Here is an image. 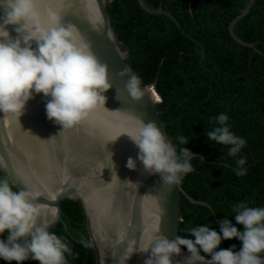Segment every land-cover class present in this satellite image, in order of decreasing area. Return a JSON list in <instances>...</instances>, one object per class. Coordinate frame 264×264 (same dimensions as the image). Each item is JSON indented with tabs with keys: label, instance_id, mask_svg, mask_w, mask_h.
I'll use <instances>...</instances> for the list:
<instances>
[{
	"label": "trees",
	"instance_id": "trees-1",
	"mask_svg": "<svg viewBox=\"0 0 264 264\" xmlns=\"http://www.w3.org/2000/svg\"><path fill=\"white\" fill-rule=\"evenodd\" d=\"M247 1L144 0L174 18L147 12L138 0L107 1L116 37L128 48L127 63L141 84L153 85L160 96L155 107L171 143L178 153L184 147L210 161L193 156V171L180 184L189 196L207 202L215 215L207 205L191 202L180 193L177 236L183 238H192L188 230L200 225L219 233L224 219L243 231L234 219V206L264 207V0H255L233 26L235 34L252 46L239 43L228 31ZM221 113L228 115L230 130L246 140L236 157L228 155L230 146L209 141L205 135L216 126L210 118ZM180 135L189 142L180 145ZM241 157L246 159V174L237 176L235 161ZM0 180H4L1 171ZM9 183L13 191H19ZM61 218L48 231L69 246L66 264H99L96 247L88 242L81 201L62 200ZM233 245L234 250L242 247L233 238L222 240L216 251ZM0 264L7 262L0 260ZM23 264L38 262L28 259Z\"/></svg>",
	"mask_w": 264,
	"mask_h": 264
},
{
	"label": "water",
	"instance_id": "water-1",
	"mask_svg": "<svg viewBox=\"0 0 264 264\" xmlns=\"http://www.w3.org/2000/svg\"><path fill=\"white\" fill-rule=\"evenodd\" d=\"M107 1L34 0L37 20L42 27H51L50 14H55L60 23L71 24L91 43L100 63L108 66L112 88L104 93L106 108H97L69 129H62L47 119L45 104L48 98L42 93H33L19 119L0 112V171L4 179L18 190L31 192L34 202L43 206L40 220L48 222V228L63 221L62 200L79 199L90 232L88 242L95 245L99 264H144L151 255L154 237L162 234L170 241L176 238L180 193L191 202L207 205L213 215L215 213L207 202L189 196L181 184L166 185L158 174L145 172L137 160L139 150L126 136L135 131L137 121L155 122L170 142L171 139L155 107L157 98L150 85H140L145 95L139 101L124 91L129 77L121 78L118 73L130 68L126 61L128 48L116 37ZM254 1L248 0L228 25L232 38L248 46L252 44L239 38L233 26L250 10ZM138 3L147 12L166 13L174 18L169 11L151 8L144 0ZM4 15L0 7V18ZM17 27L20 25H7L5 30L11 40L20 39L23 43L22 36L15 31ZM2 35L4 33L0 32ZM32 47H36L35 42ZM191 153L203 157L201 152ZM129 157L136 160L135 170L126 167ZM126 180L136 184L129 185L124 182ZM0 239L6 242V236ZM18 242L23 244L25 239ZM129 244L136 251L126 260ZM145 247H149L148 251L139 252ZM189 256L188 250L181 247L180 254L172 257L173 264H186L184 259Z\"/></svg>",
	"mask_w": 264,
	"mask_h": 264
},
{
	"label": "clouds",
	"instance_id": "clouds-1",
	"mask_svg": "<svg viewBox=\"0 0 264 264\" xmlns=\"http://www.w3.org/2000/svg\"><path fill=\"white\" fill-rule=\"evenodd\" d=\"M0 7L5 12L0 18L3 20L0 32L4 33L0 36V112L19 119L33 93H42L48 98L45 104L47 119L62 129H69L97 108L105 107L107 97L104 93L112 88L108 66L100 63L91 43L74 26L62 24L58 16L50 14L52 26L42 27L37 20L34 0H0ZM7 25H20L15 31L22 36L23 43L20 39L11 40L5 30ZM32 42H35V48ZM131 71L125 68L118 75L129 77L124 91L139 101L145 95L140 87L142 81L135 74L129 75ZM150 88L159 102L160 96L153 85L150 84ZM228 119L226 113L210 118L209 122L216 126L205 135L209 141L230 146L228 155L236 157L246 146V140L230 130ZM126 136L138 148L137 160L144 171L158 174L164 184L179 185L182 176L193 171L191 151L181 147L178 153L155 122L137 121L135 131ZM177 140L180 145L189 142L184 135L178 136ZM200 159L202 161L203 157ZM235 163L236 175H245L246 159L241 157ZM126 167L135 170L136 160L129 157ZM116 178L119 179L117 174ZM42 207L34 202L31 192L13 191L8 180H0V236L7 233L6 242L0 239V260L7 264H23L28 259L38 264H66L65 253L71 255V250L60 237L48 231V222L40 220ZM233 211L234 219L243 225V231H238L224 219L219 233L207 225L189 229L194 239L176 236L170 241L161 234L151 241V255L144 264H173L172 257L180 254L181 246L190 253L184 259L186 264H264V257L260 255L264 252V207L239 203ZM233 238L242 243L238 252L234 251L235 245L216 251L222 240ZM21 239H25L23 244L18 242ZM148 249L145 247L139 252ZM127 251L126 260L136 250L129 244ZM206 256L211 259L206 260Z\"/></svg>",
	"mask_w": 264,
	"mask_h": 264
},
{
	"label": "bare ground",
	"instance_id": "bare-ground-1",
	"mask_svg": "<svg viewBox=\"0 0 264 264\" xmlns=\"http://www.w3.org/2000/svg\"><path fill=\"white\" fill-rule=\"evenodd\" d=\"M158 99V98H157Z\"/></svg>",
	"mask_w": 264,
	"mask_h": 264
},
{
	"label": "snow or ice",
	"instance_id": "snow-or-ice-1",
	"mask_svg": "<svg viewBox=\"0 0 264 264\" xmlns=\"http://www.w3.org/2000/svg\"><path fill=\"white\" fill-rule=\"evenodd\" d=\"M158 98V97H157Z\"/></svg>",
	"mask_w": 264,
	"mask_h": 264
}]
</instances>
